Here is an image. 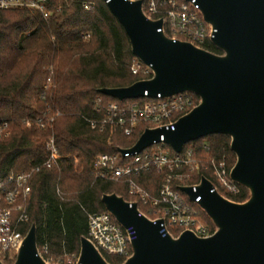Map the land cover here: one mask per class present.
Returning a JSON list of instances; mask_svg holds the SVG:
<instances>
[{"label":"trees","instance_id":"1","mask_svg":"<svg viewBox=\"0 0 264 264\" xmlns=\"http://www.w3.org/2000/svg\"><path fill=\"white\" fill-rule=\"evenodd\" d=\"M83 1L93 2V8L84 10ZM48 8L50 14L45 18L33 9H0V122H7L9 131L0 138V179L44 162V144L54 137L62 157L32 176L29 222L24 229L26 233L35 225L39 253L48 264H54L64 256L79 255L80 239L87 233V214L106 211L102 195L115 193L132 200L124 179H96L93 163L100 154L131 147L147 125H138L125 136L117 127L99 131L84 120L97 116L93 104L97 97L105 104L118 101L98 89L125 87L145 78L131 73L134 56L129 41L106 4L101 0H49ZM203 49L220 54L209 42ZM193 100L197 104L199 98L193 95ZM48 109L51 112L45 115ZM56 112L59 115L43 128L34 123L26 126L27 121H45ZM229 145V137L220 134L186 144L183 149L192 148L201 164L187 184L197 183L201 177L212 181L210 159L223 161L229 171L235 163ZM162 179L154 171L134 177L153 196ZM237 186L236 194L219 192L231 201L245 202L249 192ZM175 190L185 197L178 185ZM199 217L215 230L204 212ZM178 232L172 230L174 235ZM105 260L123 263L117 256L106 255Z\"/></svg>","mask_w":264,"mask_h":264},{"label":"water","instance_id":"2","mask_svg":"<svg viewBox=\"0 0 264 264\" xmlns=\"http://www.w3.org/2000/svg\"><path fill=\"white\" fill-rule=\"evenodd\" d=\"M109 12L124 31L131 53L152 70L148 79L125 87L100 88L98 93L119 101L170 97L182 92L199 101L180 116L173 129L145 128L135 143L118 152L139 153L154 141L175 152L201 138L229 137L235 155L230 179L249 192L245 202L231 201L201 177L179 190L210 218L215 230L198 237L190 230L177 237L160 234L162 220L140 214L135 202L115 193L101 202L124 228L135 234L132 254L122 264H264V0H195L203 20L213 31L211 43L220 54L168 38L162 20L147 18L142 0H105ZM5 264V263H0ZM11 264H48L30 226ZM76 264H109L86 237L80 239Z\"/></svg>","mask_w":264,"mask_h":264},{"label":"built area","instance_id":"3","mask_svg":"<svg viewBox=\"0 0 264 264\" xmlns=\"http://www.w3.org/2000/svg\"><path fill=\"white\" fill-rule=\"evenodd\" d=\"M101 1L105 4L107 2ZM48 3L49 0H0V9H33L45 18L50 14ZM81 7L86 11L91 10L93 2L83 1ZM141 7L147 18L162 20V26L158 31H162L168 38L186 41L199 48H203L208 42L211 43L214 30L203 20L195 0H142ZM87 37L88 34L85 35V38ZM130 71L134 75L144 76L143 79L152 76L151 68L136 57L132 60ZM193 95L195 94L191 92H182L170 97H162L160 94L149 97L145 92L143 97L130 102L118 100L107 104L97 97L93 102L97 116L84 117V120L92 129L99 131L106 126L117 127L125 136H130L141 124L147 125L146 128L173 129L177 119L196 105ZM50 112L48 109L44 114ZM58 115L59 112H56L45 121L42 118H37L33 122L27 121L26 126L30 127L34 123L37 127L43 128ZM8 134V123L0 122V138ZM44 147L47 157L40 165L20 172H10L4 179H0V263L14 261L26 234L24 229L29 222L27 202L32 176L41 168H51L62 157L53 136L45 142ZM183 148L180 153H175L171 149L174 152L172 153L161 136L158 142L154 141L139 153L121 154L116 151L115 154H100L93 163L92 173L96 179L101 180L124 179L128 195L132 197L128 202L130 204L135 202L139 213L149 220L161 219L159 232L162 236L169 233L177 237L182 231L190 230L198 237H207L213 231L199 217L203 210L197 204L198 198L192 202L184 193L185 197L175 190L176 185L192 186L195 189L199 183L187 184L192 175L199 172L201 164L192 148ZM208 164L213 181L209 180L213 185L211 191H217L223 197L225 196L219 189L225 193L239 192L238 184L230 179V170L228 171L223 161L210 159ZM150 171L163 176L154 196L134 180L140 173ZM139 206L144 209L143 212ZM172 230L179 232L174 235ZM85 237L102 257L117 256L125 261L132 254L131 242L135 234L132 228H124L109 212L104 211L87 214Z\"/></svg>","mask_w":264,"mask_h":264},{"label":"rangeland","instance_id":"4","mask_svg":"<svg viewBox=\"0 0 264 264\" xmlns=\"http://www.w3.org/2000/svg\"><path fill=\"white\" fill-rule=\"evenodd\" d=\"M59 259H61L60 262L54 263V264H76L77 260H78V256H76V257L75 256H64V257L59 258ZM50 262H51V260H50ZM7 264H11V263H7ZM49 264H52V263H49Z\"/></svg>","mask_w":264,"mask_h":264}]
</instances>
